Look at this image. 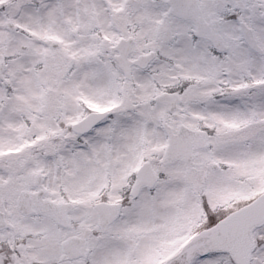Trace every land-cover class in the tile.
I'll list each match as a JSON object with an SVG mask.
<instances>
[{"label":"snow or ice","instance_id":"obj_1","mask_svg":"<svg viewBox=\"0 0 264 264\" xmlns=\"http://www.w3.org/2000/svg\"><path fill=\"white\" fill-rule=\"evenodd\" d=\"M0 264H264V0H0Z\"/></svg>","mask_w":264,"mask_h":264}]
</instances>
